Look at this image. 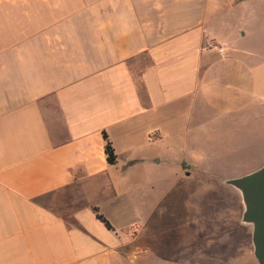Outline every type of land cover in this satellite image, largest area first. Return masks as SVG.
Instances as JSON below:
<instances>
[{"label": "crops", "instance_id": "1", "mask_svg": "<svg viewBox=\"0 0 264 264\" xmlns=\"http://www.w3.org/2000/svg\"><path fill=\"white\" fill-rule=\"evenodd\" d=\"M263 2L0 0V264H131L139 192L180 184L230 236L183 262L258 264L227 180L264 165V48L238 44Z\"/></svg>", "mask_w": 264, "mask_h": 264}, {"label": "rangeland", "instance_id": "2", "mask_svg": "<svg viewBox=\"0 0 264 264\" xmlns=\"http://www.w3.org/2000/svg\"><path fill=\"white\" fill-rule=\"evenodd\" d=\"M239 2L233 3V11L228 14L234 17L240 15L241 12L237 10ZM261 5H264V2ZM242 29L246 30L247 35L238 39L240 46L245 47L247 41L250 48L257 45L264 48L263 6L258 11H251L246 22L244 17ZM247 168L254 169L253 166ZM176 181L170 180L171 183ZM150 191L151 194H148ZM204 192L205 190L195 185L183 184L149 190L146 197L141 196L139 192L138 206L146 214L144 219L140 217L141 225L136 230L140 236L133 248L139 250L146 247L150 254L147 256L143 253L137 254L132 258L131 264H179L183 262L184 257H182L184 254H180L181 249L193 234L196 235V244L203 248L227 244L230 236L221 238L215 234V228L219 226V215L212 198L206 196ZM61 198L67 200V194ZM227 225H229L227 220L220 223L224 230L227 229ZM191 262L194 264L193 260ZM114 264H119L117 258H114Z\"/></svg>", "mask_w": 264, "mask_h": 264}, {"label": "water", "instance_id": "3", "mask_svg": "<svg viewBox=\"0 0 264 264\" xmlns=\"http://www.w3.org/2000/svg\"><path fill=\"white\" fill-rule=\"evenodd\" d=\"M240 191L245 206L243 223L252 227L254 256L264 264V165L245 176L227 180Z\"/></svg>", "mask_w": 264, "mask_h": 264}, {"label": "trees", "instance_id": "4", "mask_svg": "<svg viewBox=\"0 0 264 264\" xmlns=\"http://www.w3.org/2000/svg\"><path fill=\"white\" fill-rule=\"evenodd\" d=\"M105 138H106L105 151L107 155V160L109 163L115 164L117 160L115 150L112 146V143L109 141L107 135H105ZM94 210L96 212L97 218L101 220L107 226V228L112 229L110 222L102 214L99 213L98 209L94 208Z\"/></svg>", "mask_w": 264, "mask_h": 264}, {"label": "built area", "instance_id": "5", "mask_svg": "<svg viewBox=\"0 0 264 264\" xmlns=\"http://www.w3.org/2000/svg\"><path fill=\"white\" fill-rule=\"evenodd\" d=\"M222 50V49H221Z\"/></svg>", "mask_w": 264, "mask_h": 264}]
</instances>
